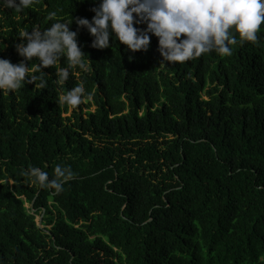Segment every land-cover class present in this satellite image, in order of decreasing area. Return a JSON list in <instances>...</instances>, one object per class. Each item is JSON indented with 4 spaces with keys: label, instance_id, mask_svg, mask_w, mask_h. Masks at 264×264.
<instances>
[{
    "label": "trees",
    "instance_id": "16d2710c",
    "mask_svg": "<svg viewBox=\"0 0 264 264\" xmlns=\"http://www.w3.org/2000/svg\"><path fill=\"white\" fill-rule=\"evenodd\" d=\"M98 6L0 10V58L20 63L23 32L91 21ZM70 27L86 69L59 84L64 58L42 69L45 88L0 91V264H264V24L258 45L236 34L231 56L173 65L155 36L146 53L115 38L98 50ZM25 63L39 76L36 58ZM80 83L87 111L65 116L59 97ZM58 164L74 173L59 194L25 175L51 179Z\"/></svg>",
    "mask_w": 264,
    "mask_h": 264
},
{
    "label": "clouds",
    "instance_id": "9594fccd",
    "mask_svg": "<svg viewBox=\"0 0 264 264\" xmlns=\"http://www.w3.org/2000/svg\"><path fill=\"white\" fill-rule=\"evenodd\" d=\"M35 0H0V10L9 8L22 11ZM95 3L96 0H93ZM94 16L76 18L78 29H86L93 38L91 47L98 50L110 47V38H115L126 50L147 52L151 36L158 39V51L163 62L183 64L202 54L215 52L221 56L232 55V45L240 42L259 44L257 33L264 24V0H99V6L92 9ZM56 14L50 13L49 18ZM71 24L57 21L44 31L33 28L21 34V42L15 50L23 60L13 64L0 58V91L14 92L22 84H34L45 88L46 76L43 68L55 66L66 58L67 67L60 68L57 83L68 80L70 69H86L83 61L86 55L78 44V33L71 30ZM145 24L141 29L136 25ZM183 37V39H181ZM5 47V45H4ZM36 58L39 76L29 77L30 62ZM131 59V57H130ZM39 80L38 85L35 81ZM83 83L61 94L62 105L78 106L85 98ZM33 183L53 194L63 191V185L74 178L70 166L57 165L54 177L41 168L32 167L25 172ZM260 259H264L261 257Z\"/></svg>",
    "mask_w": 264,
    "mask_h": 264
},
{
    "label": "rangeland",
    "instance_id": "374dc122",
    "mask_svg": "<svg viewBox=\"0 0 264 264\" xmlns=\"http://www.w3.org/2000/svg\"><path fill=\"white\" fill-rule=\"evenodd\" d=\"M87 104H88V103H87V101H86L85 99H83L82 103L80 104V106L82 107V109H83L84 111H87V109H86ZM78 108H79L78 106H75V107H73V106H69V112H68L67 114H65V116H70V115L73 113V111H74V110H77ZM90 110H91V111H94V110H95V107L92 106ZM26 206H27L28 208H32V204H26ZM41 217H42V221H43V215H42V216L39 215V216L37 217V222H38V223L40 222ZM47 227L50 228L49 226H47ZM41 228H46V226H45V225H42Z\"/></svg>",
    "mask_w": 264,
    "mask_h": 264
},
{
    "label": "water",
    "instance_id": "95a60500",
    "mask_svg": "<svg viewBox=\"0 0 264 264\" xmlns=\"http://www.w3.org/2000/svg\"><path fill=\"white\" fill-rule=\"evenodd\" d=\"M34 207V202H32V208ZM39 227H41L43 224H42V217H41V220L40 222L38 223Z\"/></svg>",
    "mask_w": 264,
    "mask_h": 264
}]
</instances>
